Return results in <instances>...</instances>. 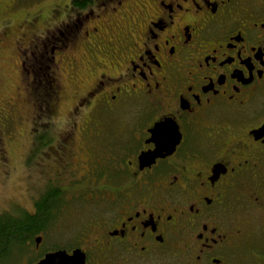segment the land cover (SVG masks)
Listing matches in <instances>:
<instances>
[{
    "label": "flooded vegetation",
    "instance_id": "flooded-vegetation-1",
    "mask_svg": "<svg viewBox=\"0 0 264 264\" xmlns=\"http://www.w3.org/2000/svg\"><path fill=\"white\" fill-rule=\"evenodd\" d=\"M60 11L21 38L27 135L0 164L21 144L23 202L0 217L41 224L0 264H264V0Z\"/></svg>",
    "mask_w": 264,
    "mask_h": 264
},
{
    "label": "rangeland",
    "instance_id": "rangeland-1",
    "mask_svg": "<svg viewBox=\"0 0 264 264\" xmlns=\"http://www.w3.org/2000/svg\"><path fill=\"white\" fill-rule=\"evenodd\" d=\"M13 7L5 15L0 16V107L8 101L13 108V113L7 119L9 125L0 127V142L21 141L27 135L23 122L24 105L21 96V38L29 32V21L39 14L51 16L52 12L40 8L43 0H13ZM36 24L37 22H32ZM5 148V147H3ZM12 153L7 155L11 167L0 165V210L13 205L14 201L23 202L21 185H23L24 170L20 167L19 151L21 144L18 142L10 147ZM7 170V171H6ZM8 218L14 217L12 214ZM15 257L12 256L13 260Z\"/></svg>",
    "mask_w": 264,
    "mask_h": 264
},
{
    "label": "trees",
    "instance_id": "trees-1",
    "mask_svg": "<svg viewBox=\"0 0 264 264\" xmlns=\"http://www.w3.org/2000/svg\"><path fill=\"white\" fill-rule=\"evenodd\" d=\"M3 1L6 2L8 5L6 11L7 13L8 10L13 7V0ZM6 13H3V15H5ZM39 16L40 14L35 18L38 19L40 22L46 21L43 18H41L40 20V18H38ZM36 19H34V21L32 22H36ZM39 21L37 22L39 23ZM3 121L8 122L6 121V119L2 120V117H0V127H7L9 124H4ZM40 224L41 222L39 220L30 217H28L27 219H24L22 217H0V257L3 258L5 256L1 254L5 251H7L8 254L10 251L11 255H13V253L18 252L24 242L25 236L36 231Z\"/></svg>",
    "mask_w": 264,
    "mask_h": 264
},
{
    "label": "snow or ice",
    "instance_id": "snow-or-ice-1",
    "mask_svg": "<svg viewBox=\"0 0 264 264\" xmlns=\"http://www.w3.org/2000/svg\"><path fill=\"white\" fill-rule=\"evenodd\" d=\"M145 2V0H121L122 5L123 4H132L134 6H137L139 4H143ZM148 2L150 3V0H148ZM75 0H43V3H41L40 8L42 10H46L48 12H53L55 10V13L57 15H60L61 19H63V12L60 11L61 9H67V10H71V7L74 5ZM95 11V10H93ZM48 17L45 16L44 19H47ZM157 27H161L160 25H157ZM133 35H135V33H133ZM141 46H145V45H141ZM149 48L151 47V45H147ZM132 60H136V57L133 56ZM144 65L148 66V62L145 60L144 61ZM137 68L141 71H143V68L140 67V65H137ZM150 71H154V69L149 68ZM105 75L111 76L112 73H105ZM116 75H121L119 72L116 73ZM101 87H103V85L101 84ZM100 89L97 88L96 91H99Z\"/></svg>",
    "mask_w": 264,
    "mask_h": 264
},
{
    "label": "water",
    "instance_id": "water-1",
    "mask_svg": "<svg viewBox=\"0 0 264 264\" xmlns=\"http://www.w3.org/2000/svg\"><path fill=\"white\" fill-rule=\"evenodd\" d=\"M39 264H69V256L62 253L48 254Z\"/></svg>",
    "mask_w": 264,
    "mask_h": 264
}]
</instances>
